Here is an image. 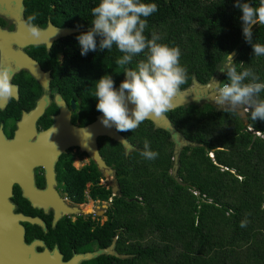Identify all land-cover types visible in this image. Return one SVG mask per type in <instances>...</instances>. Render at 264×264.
Masks as SVG:
<instances>
[{
    "label": "trees",
    "instance_id": "trees-1",
    "mask_svg": "<svg viewBox=\"0 0 264 264\" xmlns=\"http://www.w3.org/2000/svg\"><path fill=\"white\" fill-rule=\"evenodd\" d=\"M144 2L158 8L147 18L145 36L151 39L155 32L161 37L159 43L180 49V64L188 75L181 88L193 79L208 80L232 49L237 51L233 59L237 70L251 68L264 82V55L255 56L246 42L235 0ZM246 2L259 5V0ZM98 3L24 0L26 13L38 14L34 22L40 14L42 18L48 14L61 26L87 28L76 36L89 30L91 9ZM252 32L253 42L264 44V25H252ZM91 52L109 66L78 68V76L90 71L94 87L106 74L120 83L123 69L115 66V46ZM140 59L134 57L127 67L134 68ZM220 75L221 82H227L226 73ZM260 98L264 99V92ZM167 114L179 134L192 142L179 146L176 169V140L167 129L143 122L140 148L127 153L123 192L113 200L114 213L123 209L132 235L140 231L141 247L136 252L141 264H264V121H253L247 110L244 123L236 110L220 109L210 101H191ZM145 140L159 154L156 159L140 155ZM245 220L247 226L241 227ZM125 260L130 264L132 258Z\"/></svg>",
    "mask_w": 264,
    "mask_h": 264
},
{
    "label": "flooded vegetation",
    "instance_id": "flooded-vegetation-1",
    "mask_svg": "<svg viewBox=\"0 0 264 264\" xmlns=\"http://www.w3.org/2000/svg\"><path fill=\"white\" fill-rule=\"evenodd\" d=\"M19 12L17 17L0 7V27L6 30L0 36V65L13 69L11 83L15 86L11 98H0V128L20 149L21 182L14 181L12 186L13 209L38 220L20 219L25 240L34 243L45 264H67L72 258L78 259L76 264H128L126 257L132 258L130 264H141L136 252L141 247L140 231L134 230L133 236L125 212L115 214L113 204L123 192L126 155L140 148L141 124L133 137L131 132L117 131L129 148L103 133L93 78L90 71L88 76H78V68L109 64L99 62L91 51L82 56L76 32L58 35L51 43L19 44L17 37L28 39L27 28L19 22L31 15L25 11L24 0ZM42 16L34 24L49 37L53 30L46 29L48 22L61 25L48 14ZM122 55L118 51L117 58ZM138 57L143 59V54ZM30 63L38 66L39 76L33 74ZM215 75L205 82L193 79L185 87L207 83L211 84L209 91L214 90ZM125 78L123 73L121 82ZM120 83L115 84L117 89ZM200 99L214 103L205 94ZM148 121L152 122L148 118L144 122ZM83 129L91 138L87 139ZM15 135L22 140L15 142ZM131 247L133 252L126 251ZM88 253L92 255L87 257Z\"/></svg>",
    "mask_w": 264,
    "mask_h": 264
},
{
    "label": "clouds",
    "instance_id": "clouds-1",
    "mask_svg": "<svg viewBox=\"0 0 264 264\" xmlns=\"http://www.w3.org/2000/svg\"><path fill=\"white\" fill-rule=\"evenodd\" d=\"M234 6L242 13L240 20L246 42L251 44L255 56L264 55V44L254 43L252 39V25H264V0H259L258 6L246 0H235ZM157 10L155 3L144 0H99L91 9L92 27L76 37L82 56L90 51H110L113 46L123 53L115 61L126 77L118 89L110 75L95 81L96 110L102 113L104 127L114 126L118 132H133L149 116L160 117L169 112L174 106L173 98L187 82V70L180 64V49L159 43L161 37L155 32L151 39L144 34L147 18ZM37 15H29L24 22L33 37L40 35L34 24ZM141 54L143 59L134 68L127 67ZM217 69L226 73L227 82L215 81L214 103L220 109L245 108L250 110L253 121H264V99L260 98L264 82H260L251 68L238 71L231 54H226ZM13 75L10 66L0 65V98L12 97ZM83 134L87 139L91 138L90 132L84 130ZM140 155L146 160H154L159 154L151 150L150 142L145 140ZM240 226L246 227L247 221H241Z\"/></svg>",
    "mask_w": 264,
    "mask_h": 264
},
{
    "label": "water",
    "instance_id": "water-1",
    "mask_svg": "<svg viewBox=\"0 0 264 264\" xmlns=\"http://www.w3.org/2000/svg\"><path fill=\"white\" fill-rule=\"evenodd\" d=\"M23 0H0V7L2 11L10 14H14L18 17L19 11L22 8ZM19 25L21 28H26L24 22L20 21ZM92 25L88 28L90 29ZM19 28V26H18ZM47 28H51L53 30L52 35L49 37L44 36V31L41 28H38L40 35L38 37H33L29 33L26 37L27 40H20L18 37L15 39L19 44H23L29 41L32 42H40L46 41L47 43H51L53 38L57 37L58 35H65L72 32L81 31L83 27H75V26H57L53 25L51 22H48ZM6 30L0 27V36L5 34ZM19 39V40H18ZM0 45L1 42H0ZM228 54L233 55V59L237 55L236 49H232ZM31 71L35 76H39V69L38 66L33 65L32 63L28 64ZM213 80L219 82V74L215 75ZM207 83L198 85L195 82L194 85L182 88L180 92L173 98V108L179 105H183L189 103L191 101L201 100L200 98L203 95L198 94L195 87H206ZM210 87H208L209 89ZM206 89V88H205ZM205 96L208 99L213 100L214 90H210L206 93ZM131 108L132 105L129 104ZM239 115L244 119L246 123V115L247 110L245 108H238L236 110ZM150 119L155 126L167 129L176 140L177 145L174 148V168L177 167V157H178V150L179 146L184 144H191L192 142L189 140H185L179 132L176 130L174 125L171 122V119L165 113L160 117L156 116H149ZM103 133L108 134L109 136L121 141L125 144L127 148L130 147L129 142L127 139L119 134L114 127L107 128L103 127L101 130ZM20 133V132H17ZM259 133V132H256ZM17 135H15V138ZM14 138V139H15ZM22 137H17L16 141H21ZM20 157V149L16 146L15 143L12 142L11 139L7 138L2 129L0 128V264H45V258L38 252L33 242H27L25 240V230L24 226L20 222V219H28L32 222L38 221L35 218L25 216L22 213L15 212L13 209V203L10 200V196L12 194V186L14 181L21 182V178H19L17 168V162ZM175 169L173 172H175ZM92 253H88L86 256H91ZM77 258L69 259L66 263L67 264H76Z\"/></svg>",
    "mask_w": 264,
    "mask_h": 264
},
{
    "label": "bare ground",
    "instance_id": "bare-ground-1",
    "mask_svg": "<svg viewBox=\"0 0 264 264\" xmlns=\"http://www.w3.org/2000/svg\"><path fill=\"white\" fill-rule=\"evenodd\" d=\"M208 87H211V84L206 85L205 88L207 89V92H209ZM205 88H204V87H199V88H196V87H195L197 93H198V94H202V95L206 93V89H205ZM93 210H94V209H93Z\"/></svg>",
    "mask_w": 264,
    "mask_h": 264
},
{
    "label": "rangeland",
    "instance_id": "rangeland-1",
    "mask_svg": "<svg viewBox=\"0 0 264 264\" xmlns=\"http://www.w3.org/2000/svg\"><path fill=\"white\" fill-rule=\"evenodd\" d=\"M218 74H219V79H220V81H221V75H220V71H218L217 72ZM214 102V101H213ZM245 123V122H244ZM210 155H211V153H210ZM141 236V235H140ZM146 240L144 239V241L143 242H145Z\"/></svg>",
    "mask_w": 264,
    "mask_h": 264
},
{
    "label": "built area",
    "instance_id": "built-area-1",
    "mask_svg": "<svg viewBox=\"0 0 264 264\" xmlns=\"http://www.w3.org/2000/svg\"><path fill=\"white\" fill-rule=\"evenodd\" d=\"M211 153V155H212V152H210ZM195 193H196V191H194Z\"/></svg>",
    "mask_w": 264,
    "mask_h": 264
}]
</instances>
